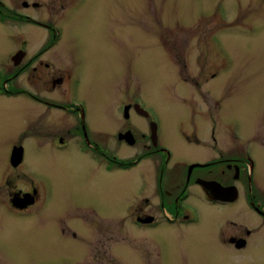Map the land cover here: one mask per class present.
<instances>
[{
	"label": "rangeland",
	"instance_id": "obj_1",
	"mask_svg": "<svg viewBox=\"0 0 264 264\" xmlns=\"http://www.w3.org/2000/svg\"><path fill=\"white\" fill-rule=\"evenodd\" d=\"M2 1L60 26L62 37L48 53L54 50L65 64L73 54L79 56L77 93L86 102L87 127L97 139L112 133L119 104L137 92L148 112L158 115L159 141L172 150L174 160L200 156L202 148L189 141L195 133L201 144L212 143L207 130L210 112L202 115L199 100L203 95L185 80H192L187 73L207 79L215 68L205 35L220 27L210 9L218 0H71L70 7L56 14L48 10L52 16L45 8L24 9L20 0ZM222 1L232 24L217 32L226 69L207 86L222 102L221 116L236 124L229 147L231 142L239 147L250 144L253 180L264 187V0ZM60 3L51 4L58 10ZM205 11L207 15L198 18ZM18 16L10 12L0 23V72H7L0 73V84L8 78V83L17 80L26 89L31 73L26 68L16 72L40 50L48 30ZM247 24L255 31L249 32ZM18 52L27 56L16 67L8 57L14 54L16 59ZM31 84L37 92L46 87L43 82ZM25 94L0 93V264H264L262 232L242 249L213 244L224 222L213 211L202 209L197 225L136 229L124 216L136 195V170L105 171L89 151L79 150L77 141L65 149L50 144L52 137H44L51 132L47 129H63V118L72 117L64 112L62 118ZM17 144L24 149L18 170L8 164ZM124 149L121 154L132 156L134 148ZM215 155L208 151L200 160ZM31 182L48 186L51 195L26 214H15L7 191L26 189ZM86 208L98 216L76 213Z\"/></svg>",
	"mask_w": 264,
	"mask_h": 264
},
{
	"label": "flooded vegetation",
	"instance_id": "obj_2",
	"mask_svg": "<svg viewBox=\"0 0 264 264\" xmlns=\"http://www.w3.org/2000/svg\"><path fill=\"white\" fill-rule=\"evenodd\" d=\"M47 1L20 0V6L27 10L31 7L45 8L47 14L51 15L52 12L56 14L58 11L70 7L71 0H57L61 2L58 10L55 9V5L51 4L55 3V0ZM1 7L7 11L4 12ZM210 9H212L213 21L220 25L216 30L205 35V43L214 58L213 66L215 68L207 79L198 80V77L189 76L187 73L192 80H185L195 90L198 88L203 95L199 93L202 96L199 98L200 104L202 103L204 109L202 115L205 116L207 111L210 112L207 130L212 143L210 145L201 144L196 133L189 138V141L195 142L202 148L200 156L196 159L174 160L172 150L159 141L161 128L158 115L148 112L146 107L139 102L137 92L126 95L124 101L119 104V121L115 123L112 133L104 134L101 139H97L88 130L86 102L78 97L77 93L80 79L79 62H77L79 56L73 54V59L69 58L65 64L61 56L54 54V50L48 53L50 48L56 46L62 37L60 26L51 21L48 23L39 21L33 15L27 12L24 14L23 11L19 12L13 5L6 4L2 0H0V23H5L4 20L12 12V14L20 15L18 16L20 18L26 19V22L45 26L48 30V37L40 45V50L27 58L16 72L18 75L26 68V72L31 73L33 78L30 76V81H26V89L24 86H19L17 80L8 83L7 78L0 84V93L6 96L26 93L25 95L40 105H44L51 112H59L62 118L64 112L70 114L71 121L68 117L63 118L65 124L63 129L56 128L54 132L47 129L51 132L44 134V137H52L50 144L53 143L56 148L65 149L77 141L79 150L81 152L89 151L98 160H94L96 164L105 171H112L115 168L135 169L134 184L136 186H132V191H136V195L130 201L127 214L124 216L136 229L145 226L157 228L163 224L197 225L201 223L202 209H205L209 212L213 211L217 216L216 219L224 221L215 233L213 244L242 249L249 244L252 238L258 237L260 232L264 233V187L256 184L253 180L255 161L250 144L247 147H239L231 142L229 147L228 141L231 140V137L236 136V124L221 116L222 102L220 99L212 97L211 87L207 86L212 78L220 77L226 69V63L223 62L225 50L221 44L219 33H217L218 29L232 25L228 21L225 4L222 0H218ZM206 11L198 18L205 17ZM245 28L249 32L255 31V28L249 24ZM23 44L24 41L20 47ZM189 54L194 55L195 53L190 50ZM25 55L27 56L24 52H18L15 59L14 54H11L8 60L14 61L15 64L18 61L21 63ZM187 58L190 59V56L188 55ZM70 60L75 61L73 66H70ZM20 63H17L16 67ZM0 73L5 75L7 72L2 70ZM32 81L43 82L47 88H41L42 92H37L31 84ZM143 108L146 111H143ZM213 111L214 113H212ZM138 122L143 124L140 125ZM193 131H195V127ZM225 136L227 139L224 138ZM227 142L228 145H225ZM16 147H21L23 154L24 149L21 144L13 145L12 150ZM124 147L134 148L132 156L124 155L126 152ZM213 147H215L214 150ZM120 150L124 154H121ZM206 151L207 153L215 151L216 155L208 161L200 160L207 155ZM146 153H150L149 157L151 158L148 155L144 156ZM21 163L22 161L13 165L10 160L8 162L10 167L17 170ZM10 176L8 173L5 183L9 184ZM22 176L24 175L22 174ZM28 178L29 174L26 173V179ZM26 187V189L12 187L7 191L8 205L15 214H26L31 206L46 200L51 195V190L46 185L39 186L31 182ZM85 210L87 212L83 210L78 212L77 210L76 213L78 215L83 213L86 217L98 216L91 208ZM64 229L65 227L62 231ZM72 234L74 237L75 232ZM259 240L264 243V238ZM200 243L202 244L203 241ZM154 248V252L159 258V248L157 246Z\"/></svg>",
	"mask_w": 264,
	"mask_h": 264
},
{
	"label": "water",
	"instance_id": "obj_3",
	"mask_svg": "<svg viewBox=\"0 0 264 264\" xmlns=\"http://www.w3.org/2000/svg\"><path fill=\"white\" fill-rule=\"evenodd\" d=\"M21 160H22V148L16 147L11 151L10 161L12 162L13 165H16Z\"/></svg>",
	"mask_w": 264,
	"mask_h": 264
}]
</instances>
